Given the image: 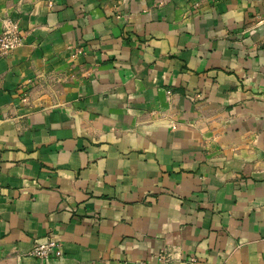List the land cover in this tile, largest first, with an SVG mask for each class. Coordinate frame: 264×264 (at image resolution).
<instances>
[{
  "label": "crops",
  "instance_id": "0c3cea01",
  "mask_svg": "<svg viewBox=\"0 0 264 264\" xmlns=\"http://www.w3.org/2000/svg\"><path fill=\"white\" fill-rule=\"evenodd\" d=\"M0 264H264V0H0Z\"/></svg>",
  "mask_w": 264,
  "mask_h": 264
},
{
  "label": "built area",
  "instance_id": "2783aa9c",
  "mask_svg": "<svg viewBox=\"0 0 264 264\" xmlns=\"http://www.w3.org/2000/svg\"><path fill=\"white\" fill-rule=\"evenodd\" d=\"M22 42L18 25L11 20L2 22V31L0 32V59L9 56L17 49ZM30 256L44 264L52 259L59 260L63 257L62 245L53 240L52 236H47L45 241L35 243Z\"/></svg>",
  "mask_w": 264,
  "mask_h": 264
}]
</instances>
